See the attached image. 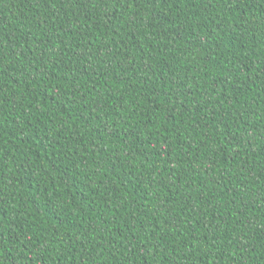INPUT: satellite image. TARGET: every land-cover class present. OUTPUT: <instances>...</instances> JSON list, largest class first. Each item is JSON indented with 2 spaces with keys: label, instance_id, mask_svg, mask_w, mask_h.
Listing matches in <instances>:
<instances>
[{
  "label": "trees",
  "instance_id": "1",
  "mask_svg": "<svg viewBox=\"0 0 264 264\" xmlns=\"http://www.w3.org/2000/svg\"><path fill=\"white\" fill-rule=\"evenodd\" d=\"M0 264H264V0H0Z\"/></svg>",
  "mask_w": 264,
  "mask_h": 264
}]
</instances>
